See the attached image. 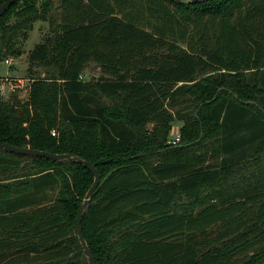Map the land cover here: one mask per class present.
Wrapping results in <instances>:
<instances>
[{
	"label": "trees",
	"instance_id": "1",
	"mask_svg": "<svg viewBox=\"0 0 264 264\" xmlns=\"http://www.w3.org/2000/svg\"><path fill=\"white\" fill-rule=\"evenodd\" d=\"M39 20L0 141L95 165L80 220L95 264H264V0H15L0 62ZM92 180L0 147V264H88L74 221Z\"/></svg>",
	"mask_w": 264,
	"mask_h": 264
},
{
	"label": "rangeland",
	"instance_id": "2",
	"mask_svg": "<svg viewBox=\"0 0 264 264\" xmlns=\"http://www.w3.org/2000/svg\"><path fill=\"white\" fill-rule=\"evenodd\" d=\"M59 4V0H52L53 7H57ZM49 32V23L47 21H36L33 24L32 30H30L27 34V37L25 39L21 40V46L23 51V54L19 56L18 58H11V61L9 63H5L4 60L0 62V77L2 78H9V79H22L23 85L21 88L16 89L15 92L17 97L21 100H25L28 96L29 92V80H33V77L30 76V73L28 72V61H27V52L38 42L42 40V38L47 35ZM35 68V67H33ZM37 74L43 75V71L41 68L37 69ZM99 75V70L94 62L88 63L84 71L82 72V78L88 79V78H96ZM7 82H9L6 79H2L0 83H3L5 88L8 87ZM3 94V99L7 100L10 97V94L7 90ZM182 125V121L180 120H174L172 122V129H170L169 136H168V142L170 141V138L173 134H179L180 131L179 128ZM181 138V137H180ZM171 142V141H170Z\"/></svg>",
	"mask_w": 264,
	"mask_h": 264
},
{
	"label": "water",
	"instance_id": "3",
	"mask_svg": "<svg viewBox=\"0 0 264 264\" xmlns=\"http://www.w3.org/2000/svg\"><path fill=\"white\" fill-rule=\"evenodd\" d=\"M14 1L15 0H5L2 4H0V16L5 12V10H7L9 8V6ZM191 1L198 2V1H202V0H191ZM0 147H3V148L8 149V150H12L14 152H18V153L43 155L45 157L52 158V159H60V158H67V157L72 158V159H76L77 161L83 163L87 168H89L91 170V172L93 173V180H92L91 184L89 185V187L87 188V190L84 194L83 200L77 209V212L75 215V221H74V231H75V234L77 235V237L79 239V242L82 245L83 253L87 257L88 264H95L92 252H91L90 248L88 247V244L84 238V235H83L82 229H81V225H80L82 212H83L84 208L86 207V205L88 204L89 197L92 194L93 190L95 189V187L98 183L99 173H98V170L95 167V165L93 163L89 162L88 160H86V159H84L78 155L72 154V153H66V152L57 153V152H52V151H48V150H44V149L32 148V147H28V146H16V145L10 144L8 142H2V141H0Z\"/></svg>",
	"mask_w": 264,
	"mask_h": 264
},
{
	"label": "built area",
	"instance_id": "4",
	"mask_svg": "<svg viewBox=\"0 0 264 264\" xmlns=\"http://www.w3.org/2000/svg\"><path fill=\"white\" fill-rule=\"evenodd\" d=\"M11 61V58H7L4 60L5 63H9ZM2 79H6L9 82H7L8 87L5 88L3 83H0V95L3 96V94L6 92L5 90H7L9 92V94L13 93L16 91V89L21 88L23 85L22 79H9V78H2L0 77V82L2 81ZM29 84L31 83V80H29ZM52 133H54V130H52ZM180 140V135L177 133L173 134L170 138V141L172 143H176Z\"/></svg>",
	"mask_w": 264,
	"mask_h": 264
}]
</instances>
